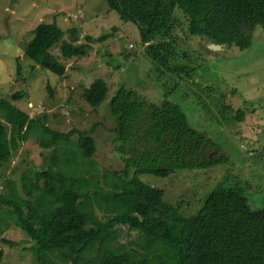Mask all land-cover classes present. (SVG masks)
<instances>
[{
	"label": "trees",
	"instance_id": "obj_1",
	"mask_svg": "<svg viewBox=\"0 0 264 264\" xmlns=\"http://www.w3.org/2000/svg\"><path fill=\"white\" fill-rule=\"evenodd\" d=\"M105 1L123 20L139 24L142 39L149 44L146 53L158 67L181 77H191L194 68L171 63L176 55L171 42L153 43L156 37L173 35L177 11L187 18L191 35L242 50L252 45L258 25L264 29V0ZM69 32L71 41L64 39L66 31L56 22L40 23L26 55L63 78L67 68L51 50L62 41L63 58H81L93 41L87 36V43L78 44L77 29ZM48 88L54 96L52 87ZM108 92L105 80L98 79L85 90L84 98L98 107ZM169 95L156 103L136 89L117 91L110 111L116 119V151L125 168L120 173H99L102 180L91 162L96 152L94 128L79 131L75 142L72 137L77 130L52 129L48 115L34 119L12 99H0V164L12 159L31 136L39 139L43 156L52 151L45 158L48 167L36 171L33 180L24 177L30 179L29 185H23L26 195L14 189L0 196L1 224L7 223V228L14 222L30 237L38 264H54L55 257L71 264H264V207H251L242 184L218 183L201 210L185 217L180 208L165 201L164 190L140 179L146 173L166 177L229 162L218 144L195 129ZM23 96L21 91L13 99ZM236 116L239 121L245 119L243 109ZM61 148L66 164H62ZM123 226L139 232L131 248L118 245ZM3 241L11 247L19 244ZM3 258L0 249V264Z\"/></svg>",
	"mask_w": 264,
	"mask_h": 264
},
{
	"label": "rangeland",
	"instance_id": "obj_2",
	"mask_svg": "<svg viewBox=\"0 0 264 264\" xmlns=\"http://www.w3.org/2000/svg\"><path fill=\"white\" fill-rule=\"evenodd\" d=\"M177 26L171 37H156L153 43L171 42L174 48L172 64L194 68L191 77H182L161 69L146 53L140 26L125 21L105 0H0V99L11 101L34 119L45 114L48 125L55 130L70 132L79 139V131H94L95 163L102 180L105 170L119 172L124 160L116 151V119L110 102L121 87L136 89L151 102H162L165 95L187 113L190 124L218 144L229 162L200 170L178 171L169 176L142 174L146 184L164 190L167 203L180 208L185 217L196 214L208 194L218 183L228 187L242 184L253 209L264 207V29L258 25L253 32L252 45L239 49L228 44H215L203 36L189 33L188 20L176 12ZM56 22L66 31L77 29L76 43H87L85 57L63 58L59 42L51 52L66 66L63 78L42 67L26 55L35 29L42 23ZM116 29V30H115ZM107 35L105 38H102ZM98 79L109 86V92L98 107L91 106L84 92ZM52 87L54 96H51ZM23 92L21 99H13ZM224 105L229 107L225 108ZM243 109L245 119L239 121L237 110ZM0 120L2 118L0 117ZM8 129L10 130V126ZM74 148V146H72ZM39 139L31 136L23 142L12 159L0 164V196L19 190L26 195L29 180L36 171L48 167L52 151L42 155ZM62 164L66 154L61 148ZM61 164V165H62ZM11 181L12 185H8ZM2 217L9 222L5 214ZM5 222V223H6ZM7 224V223H6ZM0 222V249L4 251L1 264H38L30 237L14 222ZM118 245L131 248L139 232L128 226L120 228ZM3 238L18 242L11 247ZM54 264H71L55 257Z\"/></svg>",
	"mask_w": 264,
	"mask_h": 264
},
{
	"label": "water",
	"instance_id": "obj_3",
	"mask_svg": "<svg viewBox=\"0 0 264 264\" xmlns=\"http://www.w3.org/2000/svg\"><path fill=\"white\" fill-rule=\"evenodd\" d=\"M211 46H212L213 48H220V49L222 48V46L219 45V44H212Z\"/></svg>",
	"mask_w": 264,
	"mask_h": 264
}]
</instances>
